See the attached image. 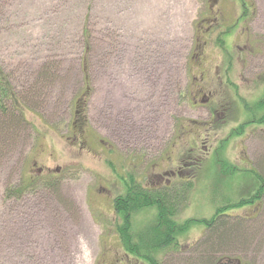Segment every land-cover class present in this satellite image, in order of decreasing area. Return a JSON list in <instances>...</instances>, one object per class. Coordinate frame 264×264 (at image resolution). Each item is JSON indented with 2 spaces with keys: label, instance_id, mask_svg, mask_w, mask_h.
<instances>
[{
  "label": "rangeland",
  "instance_id": "obj_1",
  "mask_svg": "<svg viewBox=\"0 0 264 264\" xmlns=\"http://www.w3.org/2000/svg\"><path fill=\"white\" fill-rule=\"evenodd\" d=\"M243 2L250 10L248 22L233 30L239 32L232 34L238 48L219 36L207 53L218 64L222 52L239 53L247 45L259 53L247 63L248 71L258 70L253 79L264 70V0H0V68L17 102L8 100L11 125L0 109V264H149L127 256L123 247V218L115 215L112 199L124 189L114 185L113 165L100 143L114 145L115 158L131 160L141 187L158 184L154 174L173 145L185 158L193 129L183 126L206 117L193 104L196 38L218 10L232 25ZM87 43L86 87L81 63ZM232 64L225 85H233V92L222 97H231L240 112L236 123L221 129L217 156L182 180L191 189L172 199L179 224L210 221L218 209L253 198L260 188L256 175L264 180V128L252 130L245 119L256 87L249 88L248 71ZM77 107L90 131L81 140L73 139ZM238 121L242 139L229 137ZM138 158L146 159L136 164ZM31 179L39 182L33 189L4 198L9 187ZM227 213L241 222L226 243L211 248L206 225L193 223L175 237L176 249L153 254L155 259L204 264L205 250H214L209 264H264V192ZM156 216L154 209L139 212L132 231L154 224Z\"/></svg>",
  "mask_w": 264,
  "mask_h": 264
},
{
  "label": "flooded vegetation",
  "instance_id": "obj_2",
  "mask_svg": "<svg viewBox=\"0 0 264 264\" xmlns=\"http://www.w3.org/2000/svg\"><path fill=\"white\" fill-rule=\"evenodd\" d=\"M243 4L244 5L242 6V12L240 16L232 25H230L229 20L225 19L222 10L213 12L212 14H214V16L210 18L212 22L208 20L209 18H206L203 21V29L200 30L199 37L196 38L197 45L193 60L198 62L197 69L199 73L198 76L195 77V80H198V83L192 92L194 96L193 104L199 107L206 117L199 121H190L188 124H186V126H183L185 129H187L188 126H191L193 129L189 136L191 140V149L185 158H181L184 154L180 153L178 148L179 144L173 145L172 149L168 152L163 160L165 165H167H163L161 171L158 172V174H154L158 184L155 185V187H141L140 185L136 184L137 182L135 181V177L132 174L131 166L134 164L131 163V160L128 159V157H123L122 159H118L117 157L115 158L114 155L116 156V154H118L117 150H115V146L109 142L103 141L100 143L105 145V151H107L109 155V161H111V164L113 165L114 170H112V172L114 174V185L117 184L124 189L122 194H117L112 199L115 215H118V209L115 204L116 200L122 198L124 199L127 196L129 189L137 188V186L141 188L145 194L158 193L161 191L167 193L169 195V199L171 200L173 199L174 195L179 196L182 192V180L190 179L192 176H195L198 170H201V166L204 165L205 160H211L212 155L217 156V153H219L218 151L220 149L217 147V145L222 148L220 144L222 143L223 138L220 133L224 130L223 126L227 128L231 126L232 122L236 123V117L238 112H240V107L238 106L237 102H235L231 97L229 99L222 97L224 93L233 92V85H225L227 82V76L230 72H232V66H234L232 63L234 62L237 66L241 65L242 69L244 70L243 72L245 73L248 71L250 66V64H247L249 63L250 58L255 59L258 57L259 53H256L254 49L249 50V47L245 45L244 47H246V49L241 50L239 53L232 50L228 51L227 53L222 52L221 54H223V57L219 58L220 62L218 64H214V59L211 60L208 57L207 52L213 50V47L215 46L214 43H216V40L219 36H222V38L224 36L229 38L228 42L230 41L229 44H231L229 47L230 49L238 48L234 35L236 33L238 34L239 32L238 29L236 31L233 30L237 27L236 25L238 23L239 25H245L249 19L247 12L250 10V8L247 3ZM206 24L207 26L204 28ZM242 30L245 33L247 28L243 26ZM243 32L241 37L244 36ZM228 42L226 41V44ZM219 47L221 46L217 45L215 48L217 49ZM257 71V69H249V76H244L246 77L245 80L250 89L253 87V85L256 87L255 90L251 91L252 96L250 102H248L250 105L247 109L248 114L247 116L243 114V117L246 116L245 119L248 121L247 123L249 125L247 126H251L252 130H255L256 128H264V70L261 72V74L253 77V79L257 80L253 82L252 75H254ZM242 111L244 110L242 109ZM82 115V110L77 107V111L74 116V140H81L82 138H85V136H87V134L90 132L87 129L84 120L81 119ZM241 125L242 122L239 123L238 121L236 127H234L232 130V135L229 137L232 138V136H236L242 139L245 134H241L240 131H237ZM242 126L239 129H242ZM191 142L194 144L193 147ZM201 149H203V152ZM198 150L201 152L197 153ZM143 159L146 158L136 159V164L142 163L144 161ZM179 161H182V163H179ZM154 169L156 168L154 167L153 170ZM120 171L123 172V174ZM101 191L107 193L112 192L107 187H102ZM173 200H175V198ZM118 216L120 218V215ZM235 262L236 261L234 260H220L218 264H236Z\"/></svg>",
  "mask_w": 264,
  "mask_h": 264
},
{
  "label": "trees",
  "instance_id": "obj_3",
  "mask_svg": "<svg viewBox=\"0 0 264 264\" xmlns=\"http://www.w3.org/2000/svg\"><path fill=\"white\" fill-rule=\"evenodd\" d=\"M87 44L88 46L85 47V55L83 56L81 63L83 65V73L85 76L84 84L86 87L89 84L86 61L88 59L87 55L89 53L90 43ZM15 98V92L6 77L5 71L0 68V109L3 112H6L3 115V119L4 122L9 123V125H11V122L8 100H12L14 103H17ZM18 111L19 118L24 120L23 111L20 109H18ZM255 177H257L260 181V188L256 191L253 198L245 199L236 204L218 209L217 213L210 221L188 220L182 224H179L174 220L176 214L175 206L177 203L169 199V195L167 193L159 191L158 193L145 194L138 186L137 188L129 189L127 192L128 194L124 199H118L115 202L118 209L117 214L123 218V223L118 228V234L122 238V244L127 251V256L131 254L132 256L145 260L149 264H159L153 254H157L167 248L176 247L175 237L182 235V233H186L191 228L193 223H204L206 225V230L209 233L206 235V242L211 244V248L215 247L214 245L218 242L220 244L226 243V241L230 240V237H228L229 234L232 237L230 232L232 226H238L241 222L237 218L232 219V217L227 213L228 209L241 208L247 204H252L257 200H260L263 195L264 187L262 183L264 180L261 176L256 175ZM39 180L40 178L38 181ZM38 183L39 182H35L34 179H31L29 182L22 183L21 186L9 187L4 194V198L7 200L18 199L17 197L22 196L23 193H26L29 189H33ZM190 189L191 185L181 187V193L190 191ZM250 199L251 201H248ZM149 209H154L157 213L154 224H149V226L145 227L142 231L134 233V231H132L133 225L131 224V219L139 212ZM231 219L233 222H230ZM234 221L236 222L234 223ZM204 254L209 256L205 257V259H203L204 261H202L204 264H209L212 261V256H214V250H205Z\"/></svg>",
  "mask_w": 264,
  "mask_h": 264
},
{
  "label": "water",
  "instance_id": "obj_4",
  "mask_svg": "<svg viewBox=\"0 0 264 264\" xmlns=\"http://www.w3.org/2000/svg\"><path fill=\"white\" fill-rule=\"evenodd\" d=\"M235 263H236V264H237V263H238V264H240V261H239V260H237Z\"/></svg>",
  "mask_w": 264,
  "mask_h": 264
}]
</instances>
